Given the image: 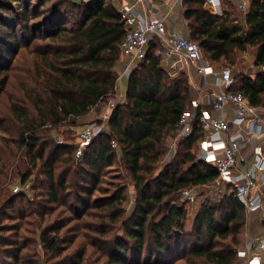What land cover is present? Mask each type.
<instances>
[{"label": "trees", "instance_id": "1", "mask_svg": "<svg viewBox=\"0 0 264 264\" xmlns=\"http://www.w3.org/2000/svg\"><path fill=\"white\" fill-rule=\"evenodd\" d=\"M247 1L243 30L229 25L228 12L206 11L204 0H185L182 19L209 65L233 66L237 55L254 52L258 71L235 77L234 89L264 109V0ZM17 27L32 58L19 86L22 97L9 110L20 130L14 144L28 159L20 184L34 181L28 187L33 197L10 192L0 180V264H237L246 219L235 193L204 202L190 232L183 229L184 206L176 204L185 190L218 180L197 158L200 129L194 126L178 142L155 175L167 137L192 103L186 73L170 78L150 44L126 82V104L112 111L108 132L87 146L77 166L71 146H52L50 133L76 124L113 94L124 23L111 0H0V95L21 46ZM117 160L135 190L128 217L126 187L99 188ZM95 192L106 197L92 200Z\"/></svg>", "mask_w": 264, "mask_h": 264}, {"label": "built area", "instance_id": "2", "mask_svg": "<svg viewBox=\"0 0 264 264\" xmlns=\"http://www.w3.org/2000/svg\"><path fill=\"white\" fill-rule=\"evenodd\" d=\"M119 1L111 0L114 4ZM157 1L120 2L116 7L125 27L121 45L122 55L127 60L125 70L129 74L133 66L143 62L149 45L154 44L165 66L170 67L172 62L179 71L195 74L198 82L195 89L200 95L193 100L194 110L184 112L174 129L183 139L192 134L194 126L200 129L203 138L199 143V159L215 169L221 184L233 189L246 214L264 216V109L251 106L245 96L234 89L235 78L230 68L205 63L199 47L171 28L172 12L182 7L185 0H168L167 12L154 17L151 5ZM227 1L235 2L241 12L248 10L247 0H204V8L221 16ZM138 5H142L141 10ZM105 131L104 124L85 127L79 134L76 159L81 161L87 146ZM245 146L252 148V157L240 153ZM13 191L19 192L18 187ZM182 195L193 202L190 190ZM255 241L254 251L261 255L246 256L245 264H264V238Z\"/></svg>", "mask_w": 264, "mask_h": 264}, {"label": "rangeland", "instance_id": "3", "mask_svg": "<svg viewBox=\"0 0 264 264\" xmlns=\"http://www.w3.org/2000/svg\"><path fill=\"white\" fill-rule=\"evenodd\" d=\"M228 12V19L230 20L229 25L234 27H238L241 30L244 28V15L245 12H241L235 2L227 3L225 2L222 8V12ZM34 13V12H33ZM183 13V8L177 10L176 14H174L171 20V28L177 30L182 33L189 39L186 23L181 19ZM30 17L32 16V11L29 10ZM29 24H32V21H29ZM23 29L20 27L16 28V33L19 36L18 39L20 41V48L16 50L15 55L13 57L12 63L9 66L10 70V80L7 85L5 92L0 95V171L2 175L0 176L1 181H5L4 187L15 193L14 188L19 189V192L26 193V198L32 199V193L28 188L23 187L20 184L19 175L27 170L28 168V159L25 158L22 150L16 149L15 142L19 137V126L13 120L12 114L9 110V105L11 102H15L21 99V91L19 90L20 83L26 74V70L31 67V54L30 48H24L23 43L21 41V35L23 33ZM1 35V33H0ZM23 40V39H22ZM190 40V39H189ZM4 48V47H1ZM254 57V52L252 50L248 51L246 54H239L236 56L235 64L233 66H228L230 68L232 75L237 80H240L243 75L254 76V74L258 71L253 64L252 60ZM204 61V60H203ZM205 62V61H204ZM127 64L126 58L121 54L120 63L116 68V86L113 94L108 97V100L105 103H100L96 107H94L89 114H87L84 118L77 121L74 125H62L57 129L50 133V137L53 138L54 145H62L68 144L71 146L69 152H72V156H74L75 164L78 166L80 161L76 159V150L79 144V134L80 132L87 126L104 124L106 126L105 133L108 132V119L104 117H110L112 111L116 107L124 106L127 102L126 99V82L131 74V72L137 67V65L133 66L131 72L128 74L125 70ZM164 70L167 72L170 78H177L182 72L178 71L173 74L171 67H167L162 63ZM217 68H223L222 66H214ZM198 82L196 79H193V88H190V96L192 98L191 106L186 112H192L194 110L193 98L200 95V91L195 89ZM29 108V106H28ZM31 111V109H29ZM32 114V113H31ZM50 128V125L47 126ZM98 138V137H96ZM95 138V139H96ZM184 140L182 137H178V131L173 130L171 134L167 137L165 142V155L163 156L161 162L158 164L157 171L155 175L163 170L164 165L169 163L177 149V144L179 141ZM7 146H9L7 148ZM8 149H12V152ZM118 150V148H117ZM252 151L250 146H245L242 148L240 153H249ZM264 152V147H263ZM48 154V153H47ZM200 154V149L198 146L197 150V158ZM250 154V153H249ZM44 156H47L46 154ZM238 157V156H237ZM246 157H249L247 155ZM119 159V158H118ZM245 165V164H241ZM56 174H58L61 168L57 165ZM37 170L41 169L40 164L37 162ZM73 175V174H72ZM72 175L69 176L68 181H71ZM127 172L125 168L121 165L120 162L115 163V165L111 168H108L105 171L103 178L101 179V183L99 184V188L103 190H107L109 192H113L116 187L125 186L126 187V200L125 210L126 216H130L132 213L134 204H135V190L133 186L130 184V181L127 178ZM34 181L30 182L27 186L31 187ZM264 191V188H263ZM18 193V192H17ZM234 193L233 189L228 185L221 184L218 180L211 185L200 188L190 189V195L194 199L193 202L186 200L183 195H179L176 204H183L185 209V220L183 229L186 232H190L192 228V223L194 217L200 208V206L207 201H218L225 195ZM16 194V193H15ZM106 196L101 195L100 193L95 192L92 200H98L101 198H105ZM25 198V200H26ZM62 210V209H59ZM59 212V211H58ZM246 222L245 226L242 229L240 235V246L237 249L236 256H238L237 264H245L246 256H260L261 254L254 251V244L256 243V239L264 238V216L262 214H244ZM84 220V219H83ZM36 251L40 254L42 258L43 247L41 243H37L35 247Z\"/></svg>", "mask_w": 264, "mask_h": 264}, {"label": "crops", "instance_id": "4", "mask_svg": "<svg viewBox=\"0 0 264 264\" xmlns=\"http://www.w3.org/2000/svg\"><path fill=\"white\" fill-rule=\"evenodd\" d=\"M135 0H120L118 3H115L114 5L117 7L118 6V4L121 2H125V3H132V2H134ZM144 1H146V0H144ZM168 0H159V1H157V2H155V3H153L151 6H152V8H153V15H154V17H156V16H159L162 12H167V7L165 6V4H166V2H167ZM138 7H139V9L141 10L142 9V5H138ZM183 7H176L175 8V10L172 12V18H173V16H174V14H176V12H177V10H179V9H182ZM181 19H182V16H181ZM244 20V19H243ZM244 23V22H243ZM253 62H254V57H253V60H252V64H253ZM170 67H171V69H172V71H174L173 72V74L174 73H176V72H178L179 70H178V68L177 67H175L174 66V64L171 62V65H170ZM180 72H182V73H186V75H187V79H188V85H192L193 84V79H196L195 78V74L193 73V72H189V71H187V70H182V71H180ZM192 88H193V86H191ZM199 96V95H198ZM198 96H196V98H193V100H196L197 98H198ZM250 153V154H249ZM249 153H246L247 155H249V157H252V151L251 152H249ZM198 159H199V156H198ZM200 160V159H199ZM201 161V160H200Z\"/></svg>", "mask_w": 264, "mask_h": 264}]
</instances>
